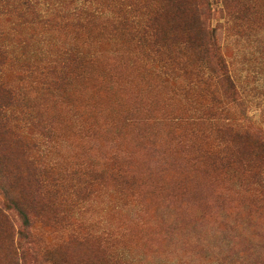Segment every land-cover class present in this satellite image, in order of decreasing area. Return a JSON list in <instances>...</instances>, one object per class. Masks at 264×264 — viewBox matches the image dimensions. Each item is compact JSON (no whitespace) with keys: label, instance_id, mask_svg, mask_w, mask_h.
<instances>
[{"label":"rangeland","instance_id":"obj_1","mask_svg":"<svg viewBox=\"0 0 264 264\" xmlns=\"http://www.w3.org/2000/svg\"><path fill=\"white\" fill-rule=\"evenodd\" d=\"M198 3L0 0V264H264V0Z\"/></svg>","mask_w":264,"mask_h":264},{"label":"trees","instance_id":"obj_2","mask_svg":"<svg viewBox=\"0 0 264 264\" xmlns=\"http://www.w3.org/2000/svg\"><path fill=\"white\" fill-rule=\"evenodd\" d=\"M199 1H200V3H198V4L200 6L205 7L206 0H199ZM199 5L197 6V10L193 13L194 21L198 24V27L199 26H202L201 23L204 24V17L202 16V14H204V13H199L198 12ZM183 28L185 29V32L186 33H188V34L190 33V29L188 27V24L184 25ZM199 29H200V27H199ZM184 42H187L188 45H189V47L194 48V49L196 48V45H197V50L196 51L199 52V53L201 52V49L202 48H205L206 47V45H204L202 43L201 44H198V40H196V38H194V36H187L186 38H184V41H183L182 44H185ZM222 74H224V73H222ZM0 110L1 111L2 110L3 111L7 110L6 107H5V105L2 102H0ZM262 145L264 146V143ZM25 218H26V221H27L28 219H27V216L26 215H25Z\"/></svg>","mask_w":264,"mask_h":264}]
</instances>
